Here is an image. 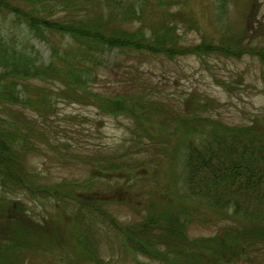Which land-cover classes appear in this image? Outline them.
<instances>
[{"label": "trees", "instance_id": "1", "mask_svg": "<svg viewBox=\"0 0 264 264\" xmlns=\"http://www.w3.org/2000/svg\"><path fill=\"white\" fill-rule=\"evenodd\" d=\"M91 1L97 2L99 10L94 8L86 14L82 9L90 5V0H0L2 16L12 14L52 49L50 64L38 67L29 54L0 47V67L4 69L0 73V264L25 263L23 251L40 244L39 238L47 233H55L52 240L59 245L61 234L52 225L63 226L70 217L77 218H67L63 208L55 206L68 201L87 212L80 211L82 216L93 214L103 223L110 221L125 251L155 257L160 264H264L259 259L264 256V125L225 123L208 114L214 104L210 99L195 94L191 98L164 99L155 95L161 94L155 85L135 78L137 64L157 60L193 57L207 63L214 58L241 61L246 56L264 65V39L258 43L238 38L187 45L179 40L177 27L159 32L133 27L142 19L137 9L139 0ZM155 1L159 5L165 2ZM103 5L114 16L106 20ZM55 8H64V13L52 14ZM107 50L132 59L131 70L126 71L119 89L97 93L90 88V80ZM117 69L122 71V65ZM51 85L59 86L60 94L74 104L92 106L104 116L130 120L134 126L133 150L151 157L153 164L161 157L174 169L181 166V178L175 171L170 175L171 180L177 179L174 190L180 195L170 194L164 207L148 204V215H141L137 223L113 220L104 210V204L112 202L102 197L103 189L121 181L147 179L143 173L129 175V169L141 170L147 165L143 161L129 166V153L93 164L91 170L100 172V177L91 173L83 184L44 183L30 170L27 153L33 136H45L35 128L45 122L31 121L23 110L47 117L55 95ZM148 177L156 181L153 172ZM78 189L83 192L78 193ZM181 200L196 201L200 207L225 215L233 225L223 229L224 236L191 238L185 221L190 213L172 208ZM48 202L55 206L57 219H35L29 203H39L46 209ZM79 228L76 221L70 234L83 246Z\"/></svg>", "mask_w": 264, "mask_h": 264}, {"label": "rangeland", "instance_id": "2", "mask_svg": "<svg viewBox=\"0 0 264 264\" xmlns=\"http://www.w3.org/2000/svg\"><path fill=\"white\" fill-rule=\"evenodd\" d=\"M164 1L159 5L155 0H139L137 9L142 12V19L135 22L133 27H143L152 32H159L165 27H177L179 40L187 45L200 44L202 41L217 44L219 41L230 42L238 38L258 43L264 39V0ZM21 4L30 7L26 3ZM89 4L82 9V13H91L94 8L99 10L97 2L90 0ZM102 9L106 20L109 15L114 16L105 5ZM61 12L64 13V8H55L51 13ZM116 23L119 24L120 20ZM2 45L11 52L17 50L29 54L38 67L48 66L52 60L49 44L37 38L26 25L18 23L12 14H0V47ZM118 64L122 65V71L117 69ZM131 64L132 59L123 57L118 51H105L101 65H95V76L90 80V88L97 93H110L113 89H119L126 71L131 70ZM137 68L133 69L138 73L135 78L155 85V89L161 92L155 94L157 97L180 99L191 98L195 94L198 98L213 101L208 114L216 119L233 125L251 122L264 125V65L256 58L245 56L241 61L214 58L208 59L206 63L188 57L175 61L141 62ZM3 71L0 67V73ZM115 73L120 76L117 78ZM50 87L55 95L52 96L47 117L22 109L31 121L45 122L42 127L33 124L45 136H33L27 153L31 162L30 170L38 173L44 183L51 186L83 184L91 178V173H94L95 178L100 177V172L91 170L93 164H98L104 158H121L129 153V166H137L143 161L147 164L141 170L129 169V175L143 173L147 179L141 182L136 179L121 181L103 189L102 197L112 202L104 204V210L113 220L119 224L137 223L141 215H148L151 203H160L164 207L170 194L180 195L174 190L177 179L174 177L175 181L171 180L170 175L175 171L178 179L181 178V166L176 165L174 169V165L161 157L153 164L151 157L133 150L131 137L134 126L130 120L104 116L92 106L74 104L60 94L59 86ZM20 98L24 101V93L21 92ZM150 172L156 175V181L148 177ZM80 192L83 190L78 189ZM68 202L55 205L63 208L67 218L69 215L77 217L76 220L70 217L63 226L52 225V228L59 230L61 243L57 245L52 240L55 233H47L42 238L35 236L41 243L32 244L23 251V264H98L97 260L101 261L100 264H137L136 260L141 264H160L154 260L157 259L155 257L149 259L125 251L110 221L103 223L93 214L82 216L80 211L87 212L76 202ZM55 206L48 202L44 209L39 203H29V210L35 219L48 217L55 220ZM172 208L190 213L185 221L188 222L191 238L224 236L223 229L233 225L225 215L200 207L196 201L181 200ZM76 212L77 215L72 214ZM76 221L83 246L79 245L77 236L70 234ZM259 259L264 260V256H259Z\"/></svg>", "mask_w": 264, "mask_h": 264}]
</instances>
